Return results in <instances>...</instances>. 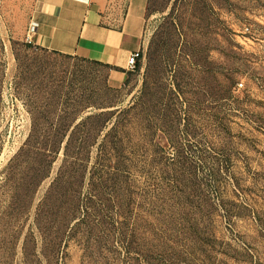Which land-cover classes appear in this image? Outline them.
Masks as SVG:
<instances>
[{
    "label": "rangeland",
    "instance_id": "obj_1",
    "mask_svg": "<svg viewBox=\"0 0 264 264\" xmlns=\"http://www.w3.org/2000/svg\"><path fill=\"white\" fill-rule=\"evenodd\" d=\"M33 7L0 0V264H264V0H147L117 86Z\"/></svg>",
    "mask_w": 264,
    "mask_h": 264
},
{
    "label": "crops",
    "instance_id": "obj_2",
    "mask_svg": "<svg viewBox=\"0 0 264 264\" xmlns=\"http://www.w3.org/2000/svg\"><path fill=\"white\" fill-rule=\"evenodd\" d=\"M147 0H34L33 43L108 69V80L127 78V57L139 51Z\"/></svg>",
    "mask_w": 264,
    "mask_h": 264
},
{
    "label": "built area",
    "instance_id": "obj_3",
    "mask_svg": "<svg viewBox=\"0 0 264 264\" xmlns=\"http://www.w3.org/2000/svg\"><path fill=\"white\" fill-rule=\"evenodd\" d=\"M34 31L33 26L30 28V33L27 35L28 37L31 36ZM139 51H134L132 52L128 57H127V64L125 70L128 72H133L136 68V61L139 57Z\"/></svg>",
    "mask_w": 264,
    "mask_h": 264
},
{
    "label": "trees",
    "instance_id": "obj_4",
    "mask_svg": "<svg viewBox=\"0 0 264 264\" xmlns=\"http://www.w3.org/2000/svg\"><path fill=\"white\" fill-rule=\"evenodd\" d=\"M139 55H140V53H139ZM136 63H137V61H136Z\"/></svg>",
    "mask_w": 264,
    "mask_h": 264
}]
</instances>
